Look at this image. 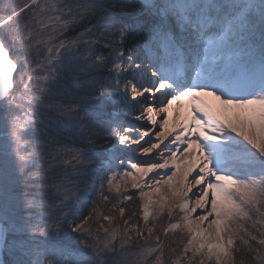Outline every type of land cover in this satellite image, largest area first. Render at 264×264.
Returning a JSON list of instances; mask_svg holds the SVG:
<instances>
[{
	"label": "snow or ice",
	"instance_id": "1",
	"mask_svg": "<svg viewBox=\"0 0 264 264\" xmlns=\"http://www.w3.org/2000/svg\"><path fill=\"white\" fill-rule=\"evenodd\" d=\"M0 264H264V0L2 3Z\"/></svg>",
	"mask_w": 264,
	"mask_h": 264
},
{
	"label": "rangeland",
	"instance_id": "2",
	"mask_svg": "<svg viewBox=\"0 0 264 264\" xmlns=\"http://www.w3.org/2000/svg\"><path fill=\"white\" fill-rule=\"evenodd\" d=\"M8 2H11V3H22L23 0H2V2H0V6H2V3H8ZM187 103V102H185ZM45 167H47V165H45ZM51 191L54 193L55 192V189H51ZM135 206V205H133Z\"/></svg>",
	"mask_w": 264,
	"mask_h": 264
},
{
	"label": "bare ground",
	"instance_id": "3",
	"mask_svg": "<svg viewBox=\"0 0 264 264\" xmlns=\"http://www.w3.org/2000/svg\"><path fill=\"white\" fill-rule=\"evenodd\" d=\"M185 102H187V101H185Z\"/></svg>",
	"mask_w": 264,
	"mask_h": 264
}]
</instances>
